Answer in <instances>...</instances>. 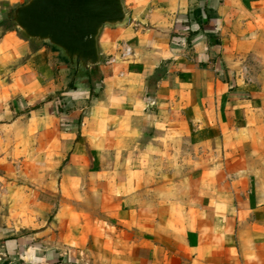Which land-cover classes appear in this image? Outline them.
<instances>
[{"label": "crops", "instance_id": "obj_1", "mask_svg": "<svg viewBox=\"0 0 264 264\" xmlns=\"http://www.w3.org/2000/svg\"><path fill=\"white\" fill-rule=\"evenodd\" d=\"M26 1L0 0V264H264V0H125L90 80L20 35Z\"/></svg>", "mask_w": 264, "mask_h": 264}, {"label": "water", "instance_id": "obj_2", "mask_svg": "<svg viewBox=\"0 0 264 264\" xmlns=\"http://www.w3.org/2000/svg\"><path fill=\"white\" fill-rule=\"evenodd\" d=\"M129 20L125 0H27L10 14V22L24 39L60 51L81 80L100 71L104 30Z\"/></svg>", "mask_w": 264, "mask_h": 264}, {"label": "built area", "instance_id": "obj_3", "mask_svg": "<svg viewBox=\"0 0 264 264\" xmlns=\"http://www.w3.org/2000/svg\"><path fill=\"white\" fill-rule=\"evenodd\" d=\"M121 59H123L124 61L130 59L133 55V51L132 48L129 45H123L121 47ZM111 63L115 62V59H111L110 61Z\"/></svg>", "mask_w": 264, "mask_h": 264}, {"label": "trees", "instance_id": "obj_4", "mask_svg": "<svg viewBox=\"0 0 264 264\" xmlns=\"http://www.w3.org/2000/svg\"><path fill=\"white\" fill-rule=\"evenodd\" d=\"M7 22H9V19L7 20Z\"/></svg>", "mask_w": 264, "mask_h": 264}]
</instances>
